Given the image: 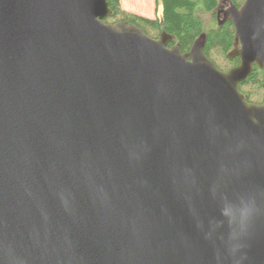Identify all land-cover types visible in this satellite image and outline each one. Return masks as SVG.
Returning <instances> with one entry per match:
<instances>
[{"label": "water", "instance_id": "water-1", "mask_svg": "<svg viewBox=\"0 0 264 264\" xmlns=\"http://www.w3.org/2000/svg\"><path fill=\"white\" fill-rule=\"evenodd\" d=\"M109 14L0 0V264H264V0L226 72Z\"/></svg>", "mask_w": 264, "mask_h": 264}, {"label": "trees", "instance_id": "trees-1", "mask_svg": "<svg viewBox=\"0 0 264 264\" xmlns=\"http://www.w3.org/2000/svg\"><path fill=\"white\" fill-rule=\"evenodd\" d=\"M221 0H154L155 7L160 10V16L147 18L125 10L120 0H107L111 14L105 18L108 24L126 22L135 24L152 38H157L162 32L171 36L168 46H178L181 52H188L197 38L204 41L203 53L212 61L215 67L226 72L240 64V58L229 56L233 49L234 27L226 20L215 22L210 28H205L198 15L202 10L214 11ZM239 7L244 0H227ZM264 71L253 65L251 73L245 80L239 82L238 89L248 103L261 104L264 99Z\"/></svg>", "mask_w": 264, "mask_h": 264}, {"label": "rangeland", "instance_id": "rangeland-1", "mask_svg": "<svg viewBox=\"0 0 264 264\" xmlns=\"http://www.w3.org/2000/svg\"><path fill=\"white\" fill-rule=\"evenodd\" d=\"M121 6L130 12L145 16L147 18H154L160 16V10L155 7L154 0H120ZM230 4L226 0L219 2L218 8L214 11L206 12L202 10L198 13L204 27L210 28L217 18H222L221 12L226 10ZM217 16V17H216Z\"/></svg>", "mask_w": 264, "mask_h": 264}, {"label": "flooded vegetation", "instance_id": "flooded-vegetation-1", "mask_svg": "<svg viewBox=\"0 0 264 264\" xmlns=\"http://www.w3.org/2000/svg\"><path fill=\"white\" fill-rule=\"evenodd\" d=\"M227 1V0H226ZM229 4H231L229 1H227ZM218 8V7H217ZM216 8V9H217ZM215 9V10H216ZM225 11V10H224ZM224 11L223 12H221V16H222V18H217L216 19V21L218 22V23H222V22H224V21H226V20H228V19H224ZM217 17V16H216Z\"/></svg>", "mask_w": 264, "mask_h": 264}]
</instances>
